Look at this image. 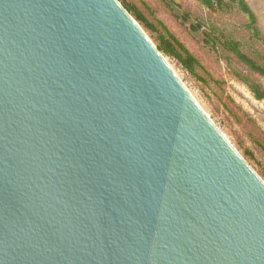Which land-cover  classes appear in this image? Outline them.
Returning a JSON list of instances; mask_svg holds the SVG:
<instances>
[{
	"label": "water",
	"instance_id": "obj_1",
	"mask_svg": "<svg viewBox=\"0 0 264 264\" xmlns=\"http://www.w3.org/2000/svg\"><path fill=\"white\" fill-rule=\"evenodd\" d=\"M0 264H264V182L118 0H0Z\"/></svg>",
	"mask_w": 264,
	"mask_h": 264
},
{
	"label": "rangeland",
	"instance_id": "obj_2",
	"mask_svg": "<svg viewBox=\"0 0 264 264\" xmlns=\"http://www.w3.org/2000/svg\"><path fill=\"white\" fill-rule=\"evenodd\" d=\"M118 1L135 5L150 19L163 22L197 57L202 65L197 76L166 58L217 129L264 181V100L256 99L241 79L246 77L264 87V77L248 70L221 43L224 38L235 39L241 43L239 49L247 51L239 8L212 12L195 0H174L173 4L164 0ZM192 25L200 27L192 30ZM209 31L214 44L207 43ZM255 48L261 49L254 43Z\"/></svg>",
	"mask_w": 264,
	"mask_h": 264
},
{
	"label": "trees",
	"instance_id": "obj_3",
	"mask_svg": "<svg viewBox=\"0 0 264 264\" xmlns=\"http://www.w3.org/2000/svg\"><path fill=\"white\" fill-rule=\"evenodd\" d=\"M168 4H173L174 0H164ZM204 8L212 11H226L231 10L237 6L240 10L248 13L251 21H254V16L247 7L245 0H195ZM124 8L134 17V19L142 26V28L150 35V38L156 44L157 49L165 56L176 61L184 70L190 74L197 76V70L202 67L197 57L189 51V49L168 29V27L161 21L150 19L137 6L122 2ZM199 26V25H198ZM192 25L191 29L196 30L199 27ZM211 30V29H210ZM212 32V30H211ZM211 32L206 33L208 39L207 43L214 44ZM257 33V32H256ZM221 43L228 50H233L238 58L246 62L254 71L264 75V64L260 65L245 56L239 49L240 42H236L229 38L222 39ZM248 84L250 90L258 100H264V90L260 86L250 81L248 78H241Z\"/></svg>",
	"mask_w": 264,
	"mask_h": 264
},
{
	"label": "flooded vegetation",
	"instance_id": "obj_4",
	"mask_svg": "<svg viewBox=\"0 0 264 264\" xmlns=\"http://www.w3.org/2000/svg\"><path fill=\"white\" fill-rule=\"evenodd\" d=\"M245 2L247 4L248 9L254 16V21L253 22L251 21V18L248 13L239 9L244 17L242 29L244 33L243 38L246 40L245 47L247 49V51H244L242 53L248 58L257 61L258 64L263 65L264 64V0H245ZM231 40L238 42V40L235 39H231ZM249 42H253V43L249 44ZM254 43L255 45H260L261 49L258 48L254 49ZM248 48H251V50L248 51ZM229 51L231 53H234L233 50H229ZM243 64L246 66L248 70L257 74L259 77L261 78L264 77V75H261L259 72L254 71L246 62H243ZM256 83L260 86L261 90L262 89L264 90L262 84L258 82Z\"/></svg>",
	"mask_w": 264,
	"mask_h": 264
},
{
	"label": "bare ground",
	"instance_id": "obj_5",
	"mask_svg": "<svg viewBox=\"0 0 264 264\" xmlns=\"http://www.w3.org/2000/svg\"><path fill=\"white\" fill-rule=\"evenodd\" d=\"M164 61L167 63V65L170 67V69L174 72V74L178 77V75L176 74V72L174 71V69L172 68V66L170 65V63L168 62L167 58L163 55ZM179 78V77H178ZM180 79V78H179ZM182 82V81H181ZM183 84V83H182ZM184 85V84H183ZM185 86V85H184ZM186 87V86H185ZM189 92V90H188ZM190 93V92H189ZM190 95L192 96V94L190 93ZM192 98L194 99V97L192 96ZM195 100V99H194ZM196 102V100H195ZM197 103V102H196ZM197 105L200 107V105L197 103ZM200 109L204 112V110L200 107ZM205 113V112H204ZM205 115L207 116V113H205ZM208 117V116H207ZM218 130V129H217ZM219 131V130H218ZM220 132V131H219ZM220 134L224 137V139L228 142V140L226 139V137L220 132ZM229 143V142H228ZM230 144V143H229ZM230 146L235 150V148L230 144ZM236 151V150H235ZM237 152V151H236ZM238 155H240L237 152ZM241 156V155H240ZM242 157V156H241ZM243 158V157H242ZM243 160L245 161V159L243 158ZM246 162V161H245ZM247 163V162H246ZM248 164V163H247ZM249 165V164H248ZM250 166V165H249ZM251 167V166H250ZM252 168V167H251ZM256 172V171H255ZM257 174V173H256ZM259 176V175H258ZM262 180V179H261ZM264 182V181H263Z\"/></svg>",
	"mask_w": 264,
	"mask_h": 264
}]
</instances>
